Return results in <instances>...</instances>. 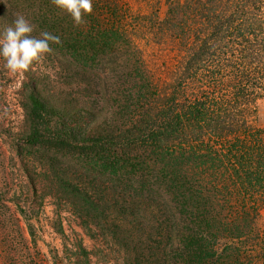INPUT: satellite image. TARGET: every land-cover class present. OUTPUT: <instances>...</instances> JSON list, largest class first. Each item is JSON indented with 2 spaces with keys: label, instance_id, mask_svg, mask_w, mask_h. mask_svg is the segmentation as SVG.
<instances>
[{
  "label": "trees",
  "instance_id": "1",
  "mask_svg": "<svg viewBox=\"0 0 264 264\" xmlns=\"http://www.w3.org/2000/svg\"><path fill=\"white\" fill-rule=\"evenodd\" d=\"M161 3L92 0L77 26L0 0V34L22 14L60 38L0 122L24 176L0 168V264H264V0Z\"/></svg>",
  "mask_w": 264,
  "mask_h": 264
},
{
  "label": "rangeland",
  "instance_id": "2",
  "mask_svg": "<svg viewBox=\"0 0 264 264\" xmlns=\"http://www.w3.org/2000/svg\"><path fill=\"white\" fill-rule=\"evenodd\" d=\"M168 0H161V4L164 7ZM6 70L5 67L0 68V122H2V129L8 131L18 132V126L23 120V110L19 106L20 93L22 92V80L24 79L23 73H12ZM264 116V109L262 111ZM12 127L14 129L12 130ZM16 140L1 132L0 130V168L8 176L9 180L14 184H19L23 179V172L20 169V163L14 152V145ZM43 194V193H42ZM40 196V193H37ZM39 198V197H38ZM39 200V199H38ZM64 209L63 205H52L47 200L45 204L39 208L41 218L46 216H53L57 210ZM35 225L40 230H45L42 234V248L47 250V245L61 246V239L52 229L45 223L44 228L40 227V223L37 219H34ZM262 222L264 223V210L262 212ZM65 228L70 231L72 228L79 230V226L76 221H71L68 218L64 221ZM85 243L90 246L91 241L86 239Z\"/></svg>",
  "mask_w": 264,
  "mask_h": 264
},
{
  "label": "clouds",
  "instance_id": "3",
  "mask_svg": "<svg viewBox=\"0 0 264 264\" xmlns=\"http://www.w3.org/2000/svg\"><path fill=\"white\" fill-rule=\"evenodd\" d=\"M58 9L71 16L73 22L79 26L85 23L84 17L93 11L92 0H51ZM36 30L28 18L17 14L12 26L7 27L0 34V58L12 73L27 72L34 63L53 52L51 45L59 44L60 38L48 31H41L34 36Z\"/></svg>",
  "mask_w": 264,
  "mask_h": 264
}]
</instances>
